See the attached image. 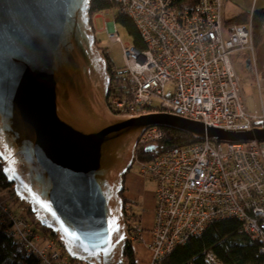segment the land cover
<instances>
[{
	"label": "water",
	"instance_id": "obj_1",
	"mask_svg": "<svg viewBox=\"0 0 264 264\" xmlns=\"http://www.w3.org/2000/svg\"><path fill=\"white\" fill-rule=\"evenodd\" d=\"M89 2L0 0V168L70 258L127 264L124 178L147 128L228 143L263 140L264 129L235 132L161 111L112 112Z\"/></svg>",
	"mask_w": 264,
	"mask_h": 264
},
{
	"label": "built area",
	"instance_id": "obj_2",
	"mask_svg": "<svg viewBox=\"0 0 264 264\" xmlns=\"http://www.w3.org/2000/svg\"><path fill=\"white\" fill-rule=\"evenodd\" d=\"M224 5L225 0H196L192 10L183 11L172 0H109L101 14H128L143 40L142 45L122 44L128 88L108 100L110 109L125 114L150 108L235 132L264 129V83L258 72L252 70L256 67L252 21L227 23ZM108 26L107 35L100 40L101 50L97 46L100 52L121 42L114 23L108 21ZM245 49L259 91V111L248 110L232 60L235 52ZM168 82L173 87L167 95L164 87ZM169 130L162 126L147 128L137 148L168 136ZM219 143H225L227 150ZM135 159L139 160L138 173L155 183L148 243L151 264H156L189 235L198 234L223 217L237 218L264 255V139L233 143L206 139L159 151L146 160L136 156ZM3 204L0 201V210L5 214L2 217L9 220L13 237L39 254L45 264H52L50 258L58 256L53 249L56 242L50 240L41 252L34 245L39 236L28 234L26 238V223L23 228L17 225L18 220L6 214ZM125 210L129 238L126 206ZM140 225L132 224V240L140 238ZM207 258L211 264H222L210 253Z\"/></svg>",
	"mask_w": 264,
	"mask_h": 264
},
{
	"label": "trees",
	"instance_id": "obj_3",
	"mask_svg": "<svg viewBox=\"0 0 264 264\" xmlns=\"http://www.w3.org/2000/svg\"><path fill=\"white\" fill-rule=\"evenodd\" d=\"M172 3L179 10L190 11L194 8L196 0H172ZM89 6V22H91V16L95 12L106 9L109 6V0H90ZM112 16L114 21L124 25L128 33L133 37V43L136 45L143 44L141 33L134 20L128 14L115 13ZM249 19L252 21L253 42L256 44L260 41L264 31V7L253 9L250 13L246 11L239 12L230 19L225 18V21L227 23L244 24ZM101 38L99 39L95 36V44L97 46ZM101 53L106 59V68L110 77L107 97L108 104L110 98L118 97L128 88V73L124 69V66L122 68L115 66L114 61L109 57L108 48L102 50ZM244 61L246 62V60ZM113 67L116 68L115 71H111ZM110 110L112 111V109ZM197 141L199 140L190 134L170 129L168 136L150 144L153 145V150H146L147 146L145 145L136 147L135 156L146 160L159 151L185 146ZM6 192L13 200L23 203L24 208L28 211L27 213H31L30 207L17 198L12 185L2 175L0 168V201L3 203L10 200L9 197L4 195ZM132 203L131 200L124 197V207L127 204H131L132 206ZM132 215L137 217L138 221L139 216L134 210H132ZM2 216L5 217V214L0 210V264H45L34 252L26 249L13 237L10 222ZM36 223L38 222L36 221ZM43 229L47 234L55 237L49 229L45 227ZM128 239L124 248V258L127 264H138L134 247ZM208 253L222 264H261L264 259L258 243L244 232L241 222L234 217H223L214 220L198 234L189 235L185 241L177 244L161 260L157 261L156 264H211L207 258ZM68 259L70 264H85L69 256L67 257Z\"/></svg>",
	"mask_w": 264,
	"mask_h": 264
},
{
	"label": "rangeland",
	"instance_id": "obj_4",
	"mask_svg": "<svg viewBox=\"0 0 264 264\" xmlns=\"http://www.w3.org/2000/svg\"><path fill=\"white\" fill-rule=\"evenodd\" d=\"M232 1L231 0L227 1V3L224 6V16L226 19H230L232 16H234L236 14L233 10V7H232L235 4ZM236 1H237V3H239V5H242V3L243 4L247 3L248 0H236ZM255 2L257 3V5H259L260 3H264V0H252L253 8H254ZM258 7L259 6H256L255 8L258 9ZM105 10H103V11H105ZM103 11L95 12L91 16V22L90 23H92L91 26H92L93 32H95V36L99 39L101 37H104L107 35L108 29H110V26H108V21L114 23L115 30L118 32L119 37L121 38V42H119V41L115 42L112 45H110L109 47H107L108 51H109L108 54H109V57L111 58V60L114 61L113 63L115 64V66L122 68V66H124L123 55H122L123 54L122 53V44L123 43L132 44L134 42L133 37L128 33V31L126 30V28L124 27L123 24H121L120 22L114 21L112 15H102L101 13ZM100 29L102 31H99ZM98 46L100 48V41L98 42ZM253 47H254L253 58L255 60L256 67L255 66L252 67V70L255 69L258 72V74L260 75L261 74L260 69L257 67L259 65L258 64L259 62L257 59L259 57V59L262 60V64H264V32L262 34L260 41H258V43L254 44V42H253ZM100 50H101V48H100ZM246 52H247L246 49L243 50L241 53L235 52L232 56V60H233L235 70L241 79V85H242L244 93H245L246 106H247L248 110L251 112L253 110L259 111V106H260L259 91H258L256 79H255V74L252 73V70L250 68V63L246 66V62L244 61V60H246L245 59L246 58ZM172 87H173L172 82H168L164 87V93L167 95L170 94L172 92ZM261 99L264 102V94H263V96H261ZM219 146H221L224 150H227V146L225 143H219ZM138 162H139V160L135 159L133 161V164L130 167L129 171H133V172L138 173L137 172ZM145 187L147 190L153 191L155 189V183L152 180L147 178ZM4 195L9 197L7 192L4 193ZM9 199L10 200L8 202H5L3 204V206L6 210V214L9 215V217L11 219L18 220L19 223H16V224L19 225L21 228H23L24 224L26 223V226H25L26 227L25 233L27 234L26 238L27 237L29 238L28 234L32 235L31 237L36 236V234H37L39 236V239H36L37 242L34 243V245L37 246V248L39 250L44 248L46 245H49L50 240H53L54 242H56L55 243L56 247H54L53 249L56 251V254L58 256L50 258L49 261L52 264H56V263H58V264H70L69 259L66 261L68 254L66 253L65 249L60 245L58 239L56 237H53V236L47 234L45 232V230L43 229V227L39 223H36V220H35L33 214L27 213L28 211L26 208H24L23 203H21L17 200H13L12 197H9ZM126 209L128 211V213L126 215H128V218L130 220V224H129L130 225V228H129L130 231H129V239L128 240L132 243V246L135 247V244H141L142 242H145L148 239L150 241V238H149L150 234H149V237H146L145 239L143 238L142 234H143L144 230H147L148 232H149V230H151L153 218H152L151 224L146 229L143 226H141L142 224L140 225L141 221L138 222L140 219H138V221H137V217L132 215V210H134L137 213V215L139 216V212H140L139 206L136 205V207H135V206H131V204H127ZM149 214L150 213L148 211L147 216H149ZM132 224L140 225V228H141V230L139 231L140 238H137L134 240H132L130 238L132 236V230H133ZM127 225H126V227H127ZM149 241H148V243H149ZM34 242H35V240H34ZM26 247L29 248V245L26 244ZM37 248L33 246V249L38 254ZM147 250H148L147 253L141 254L140 259L138 260V264H142V263L143 264H151V262H150L151 256H150V250L148 248V245H147ZM41 252H42V250H41ZM38 256H39V254H38Z\"/></svg>",
	"mask_w": 264,
	"mask_h": 264
},
{
	"label": "crops",
	"instance_id": "obj_5",
	"mask_svg": "<svg viewBox=\"0 0 264 264\" xmlns=\"http://www.w3.org/2000/svg\"><path fill=\"white\" fill-rule=\"evenodd\" d=\"M227 1L225 0V4ZM232 1V0H231ZM235 5H233V10L237 14L239 12H251L253 9H256V6H259L258 9L264 7V3H260L257 5V3H254V8L252 5V0H248L247 3L242 5H239L236 0L232 1ZM225 6V5H224ZM99 31H102L101 29ZM138 172V171H137ZM147 179L141 177L140 174L129 171L124 178V195L127 199L131 200L132 206L138 205L140 212L139 217L141 224L144 228H148L151 224L153 213H154V199H153V191L147 190L145 187ZM149 211V216H147ZM143 238L149 237V232L147 230L143 231ZM150 238V237H149ZM148 241L142 242L141 244H135V253H136V259L137 261L140 259L141 254L147 253V245ZM149 248V247H148ZM143 264V263H142Z\"/></svg>",
	"mask_w": 264,
	"mask_h": 264
},
{
	"label": "flooded vegetation",
	"instance_id": "obj_6",
	"mask_svg": "<svg viewBox=\"0 0 264 264\" xmlns=\"http://www.w3.org/2000/svg\"><path fill=\"white\" fill-rule=\"evenodd\" d=\"M250 16H251V14H250ZM263 32H264V31H263ZM262 34H263V33H262ZM257 60H258V62H259V63H258V62H257V63L259 64L258 67H259V69H260V73H261V72H264V64H262V60H260L259 57H258ZM247 63L249 64L248 59H246V65H248ZM123 213H126L125 207H123ZM139 219H140V217H139Z\"/></svg>",
	"mask_w": 264,
	"mask_h": 264
},
{
	"label": "bare ground",
	"instance_id": "obj_7",
	"mask_svg": "<svg viewBox=\"0 0 264 264\" xmlns=\"http://www.w3.org/2000/svg\"><path fill=\"white\" fill-rule=\"evenodd\" d=\"M259 68V67H258ZM260 77H261V75H260ZM262 78V77H261ZM262 80H263V83H264V78H262ZM147 111H154V110H152V109H146V110H144V111H139V112H137V113H125V114H139V113H142V112H147ZM112 112H114L115 114H119V113H116L114 110H112ZM121 114V113H120Z\"/></svg>",
	"mask_w": 264,
	"mask_h": 264
}]
</instances>
